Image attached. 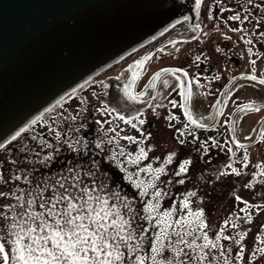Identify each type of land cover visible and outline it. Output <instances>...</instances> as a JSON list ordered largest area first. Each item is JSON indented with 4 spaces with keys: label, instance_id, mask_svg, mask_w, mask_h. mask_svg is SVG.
<instances>
[{
    "label": "snow or ice",
    "instance_id": "6c2138e0",
    "mask_svg": "<svg viewBox=\"0 0 264 264\" xmlns=\"http://www.w3.org/2000/svg\"><path fill=\"white\" fill-rule=\"evenodd\" d=\"M247 3L253 9L258 8L262 14L260 18L264 19V2L253 4L252 0H247ZM157 4L161 8L165 6L164 0H157ZM171 7L180 5L173 4ZM200 9L201 0H195L191 11L199 12ZM226 10L224 7L219 9L221 13ZM239 11L243 16L233 12L227 19L243 24L252 15L246 7ZM181 19L187 20L188 17L182 16ZM168 27L171 28L172 24ZM192 28L199 31L201 25L195 24ZM248 52L252 54L251 48ZM150 55L145 52L132 60L126 66L130 75L126 73V79L121 77L124 79L121 92L130 107L145 97L143 89L136 91L133 85L142 74L144 63ZM202 58L207 62L211 57L202 52L195 57V62L201 63ZM198 75L199 72L189 75L184 67H161L148 78V86L153 89L151 95L158 98L162 96L156 92L155 85L158 81L162 82L164 89L174 84L179 90V101L172 100L168 104L169 107L178 104L184 117L182 127L175 129L183 137L177 138L178 147L183 146L189 136L195 143L198 135L193 133L197 129L214 127L210 121L221 111L218 105L213 106L208 113L209 123H206L202 116H197L189 107L190 98L199 94L202 88L206 90L210 87L209 83L201 85L196 78ZM238 75L242 78L247 76L251 81H258L260 86H264V75H257L251 70L248 73L239 72ZM220 78L219 71L211 77L213 80ZM88 79L92 80L93 77ZM98 83L101 92H104V82ZM236 88L226 92L224 98L233 95ZM69 91L73 96L77 95L76 89ZM95 95L93 92V96ZM145 101L151 104L147 98ZM81 104L84 108H81L80 113L67 117L72 122L67 132L54 123L49 124L47 130L52 139H39L41 150L34 152V155L25 147L29 156L23 159V168L14 169L7 178L0 177L5 186L9 181L15 185L7 191H0V198L7 201L0 204V264H248L258 256L264 257V222L259 223L262 231L255 236V239L261 240V246L251 251H248L246 245L249 229L242 227L245 222L251 224L254 215L264 212V207L249 203L239 194L233 193V196L244 205L239 208L242 215L229 212L228 218L221 221V225H228L234 235H228L222 226L214 233L207 231L203 209L196 207L193 210L190 207V197L199 200L191 188L170 201L172 205H178V208L162 207L164 198L172 195L168 190L170 184L185 183L184 174L196 162L192 153L206 155L213 148H221L212 136H208L206 141H200L199 147H194L192 152L180 159L169 173L166 165L171 164L177 156L175 151H168L163 155V162H158L160 158L153 156L150 161L141 163L154 147L152 143H143L152 136L151 133L145 134L142 127L145 124L143 107L139 110L131 107L132 114L129 115L117 112L116 109L107 107L104 100H99L100 107L95 109L98 114L95 121L98 131L95 136H89L83 134L85 130L90 132L91 129L87 118L81 114L88 105L87 99H83ZM258 107L264 109V97L258 100L248 99L234 106L232 112ZM77 115H80L79 121ZM100 117H107L113 127L104 128L106 121ZM166 118L168 121L180 119L176 113L171 112ZM36 120L37 117H33L22 128L8 135L0 143V148L9 145L10 141L19 137ZM117 120L130 125L140 135L121 136V131L117 130ZM229 123L234 127V118ZM259 123L264 124V117ZM261 138L264 139V136ZM121 139L135 145V150L129 151L120 144ZM232 145L244 147L236 139L234 132L231 144L224 145L229 163L226 165L227 170L222 171L221 175L226 176L229 172L240 175L243 166L250 162L245 149L239 158L242 161L241 168L233 167L231 161L237 152ZM211 159L209 156V160ZM153 161L157 163L153 164ZM9 162L13 165L16 163L11 158ZM258 167L264 168V164H259ZM213 175L217 173L213 171ZM257 175L264 182V171L253 172L246 188L254 183ZM162 176H167V181ZM121 182H126L134 191H125L121 188Z\"/></svg>",
    "mask_w": 264,
    "mask_h": 264
},
{
    "label": "rangeland",
    "instance_id": "374dc122",
    "mask_svg": "<svg viewBox=\"0 0 264 264\" xmlns=\"http://www.w3.org/2000/svg\"><path fill=\"white\" fill-rule=\"evenodd\" d=\"M214 2H216L218 7H224L227 9L225 12L221 13L223 19H227V17L232 15L233 12H237L239 15L243 16V13L240 12L239 9L245 7L249 9L252 15L248 20L243 22L241 28L237 26L239 21L230 20L232 24L230 29H236V34L231 31L218 30L223 33L222 36L218 33H216V35H212L214 36L213 41H215L217 45H224L223 41H225L227 48L221 47L220 49H214L209 54L211 57L210 60L207 62H205L203 58L201 60L205 62L206 69L207 65L211 66V73L209 75L203 74L202 72L205 73L206 71V69H204L200 72L202 74L196 78L200 80L201 85L209 83L210 87L206 90L202 88L199 94H195L194 98H191L190 103L198 114L202 113V115L211 111L210 107L213 104L212 102L214 100L213 96L215 92L213 90V86L215 87L218 82H222L225 85H223L224 90L226 83L232 79L231 77L238 76L239 72L246 70L248 62L252 67L255 66L257 74L259 73L260 75H264V47H261V51L258 53V51L253 50L255 48L251 41V38L256 40L261 38V45L264 42V36H260V33H264V19L260 18L262 15L260 10L258 8L253 9L252 6L247 3V0H215ZM259 2H264V0H252L253 4ZM246 30H249L248 32L252 33L256 32L257 34L250 37L245 33ZM182 48H186V46ZM249 48H251V55L248 52ZM180 49L174 51L171 50L162 57L158 58V60H152L146 69L145 75H148L151 71L159 68L160 66L180 63L182 61L181 58L183 57L184 59L186 53L188 52V50L185 49L184 54H182ZM130 55L114 63L113 66L111 65L112 67L103 71L97 79L95 78L87 83L88 85L86 84L78 88L76 90V96L66 98L67 100L65 99L64 102H60L55 107L52 106L46 111V113L44 112L41 114L37 118L36 123L30 125L24 133L17 137L18 142L12 143L3 156L0 153V177L7 178L14 169L23 168L22 161L25 157L29 156V152L25 151V147L31 150V154L34 155V152L41 150V145L38 143L39 139H52L47 130L49 124L54 123L55 126L60 127L62 131L67 132L68 126L72 124L67 117L81 112V108H84V105L81 104L83 99H87L88 105L81 114L87 118L88 125L91 129L90 132L85 130L83 133L84 135L95 136L98 131V126L95 123L98 118V114L95 112V109L100 107L99 100H104L107 107L114 108L117 112L124 113L126 111V107H124L122 103L116 101H112L111 103L109 101V85L107 80L116 78L124 73V67L131 59ZM193 66L198 67L197 63ZM192 70L194 73V67H192ZM216 71H219L221 78L213 80L211 77ZM99 81H103L106 86L104 92H101V86L98 83ZM236 85H239V88H236ZM230 87L236 88V91L233 95L228 97V105L225 108V114L230 113L232 108L241 102L248 99L258 100L261 97H264V87L260 86L256 82H251L247 76L237 78L232 84H230L229 88ZM175 88L176 87L173 84L168 89H164L161 84L158 94H162V96L159 98L156 96L152 105L149 106V108H144L145 124L142 127L145 134L151 133L152 136L149 140L144 141L143 143H152L154 144V147L149 150L148 155L143 161H141V163L150 161L153 156L160 158L158 162H163V155L167 154L168 151H175L177 156L173 158V162L171 164L166 165L168 172L171 173L175 166L179 163V160L188 153L192 152L194 147L198 148L200 141H206L208 136H212L215 142L221 145L220 149L213 148L212 151L206 155L192 153L196 157V162L189 168V171L184 174L186 177L185 183L182 185L171 183L168 190L172 193V195L170 197H165L164 201H162V207L178 208V205H172L170 201L176 199L178 194L182 195L186 193L189 188H191L196 192L199 200H197L196 197H190L192 200L190 207H192L193 210L196 207L203 209V215L206 219V224H208L207 231L211 234V231H215L218 222L221 223V221L225 220L229 212L234 213L235 210L239 211V208L244 207L242 203L237 202L234 199L233 193L239 194L243 198L247 199L249 203L258 204L264 207V182L261 181L260 176L257 175L254 183L247 188L245 187L248 180L252 178L251 174L253 172L259 173L264 171V168L258 167L259 164H264V139L261 138L264 136V133L261 134L258 141L253 142L255 125L264 114V109H244L240 112V115L236 120L235 137L241 145L243 143V145L246 146L244 149L238 150L235 145H232L238 156L236 155V157L232 158L231 164L233 167H237L238 169L241 168L242 161L239 158L243 155L245 149L248 151L250 162L248 165L243 166V170L240 175H233L229 172L225 176L220 173L227 170L226 165L229 163L227 148L224 147L225 144H231V135H229V132H221L219 130L215 133L194 132L193 134L198 135V139L195 143H193L191 136H189L187 138V142L183 146H177V139L175 137H183H180L179 134L176 133L175 129L177 127H182L183 121L181 119L172 121L170 123L171 127H169L166 118L169 113L168 110H171L168 104L171 101L170 98ZM227 90L228 87L225 92ZM93 92L96 93L95 96H93ZM193 100L195 102H193ZM176 101H178V99ZM173 110L175 111L174 113L178 114L179 105L177 104L174 106ZM100 118H103L106 121L103 126L104 128L107 129L113 127V124L108 121L107 117ZM113 118L115 119V114H113ZM77 120H80V115H77ZM116 123L118 125L117 130L121 131V136L129 134L137 136L140 135V133L135 129H132L130 125H126L118 120ZM262 125L264 129V124ZM110 135H114V133H110ZM33 137H35V139H33ZM13 141H10L9 143ZM119 143L127 147L129 151L135 150V145L128 144L127 141H124L123 139H121ZM208 143L211 144V141H208ZM64 155H67V153H64ZM209 156L212 157L211 160H209ZM2 158L4 161L3 165L1 164ZM9 158H11V160H15L16 163L14 165L11 164L9 162ZM155 163H157V161H153V164ZM54 170L58 171V169ZM213 171H215L217 175L214 176ZM161 178L167 181V176H162ZM20 186L23 187L22 184ZM12 187H15L12 182L9 181L8 185L5 186L4 183L0 181V191H7L8 188ZM121 188L125 191H134V189H130V186H128L126 182H121ZM5 202H7L5 198H0V204ZM245 210L247 211V209ZM0 211H2V209H0ZM237 214L242 215V213ZM261 222H264V212H261L259 215H254V219L251 224L245 222L242 225V227L249 229L247 238L250 237L251 239H255L252 238L254 235V232L252 231H255V227L259 228V223ZM220 228L221 227H219V229ZM256 241L261 242V240L258 239ZM251 243L254 244L255 242ZM260 259V262L258 260L256 261V264H264V257ZM252 263L253 261L248 262V264Z\"/></svg>",
    "mask_w": 264,
    "mask_h": 264
},
{
    "label": "water",
    "instance_id": "95a60500",
    "mask_svg": "<svg viewBox=\"0 0 264 264\" xmlns=\"http://www.w3.org/2000/svg\"><path fill=\"white\" fill-rule=\"evenodd\" d=\"M182 1L0 0V143L165 30Z\"/></svg>",
    "mask_w": 264,
    "mask_h": 264
},
{
    "label": "flooded vegetation",
    "instance_id": "af4514ba",
    "mask_svg": "<svg viewBox=\"0 0 264 264\" xmlns=\"http://www.w3.org/2000/svg\"><path fill=\"white\" fill-rule=\"evenodd\" d=\"M215 0H201V9L199 12H193L191 11V7L192 5L195 3V0H190V2L187 0L186 2H180V7H176V18L174 19V21L171 23L172 27L160 32V35H154L151 36L149 39L143 41L141 44H139L137 47H135L134 49L136 50L135 52L131 51V59L129 61V63L132 62V60L137 59L140 55H142V53H144L147 49H149L150 47H155L156 45H158L159 43H163L164 41H170L171 39H174L171 43L169 42L167 45L163 46L160 50H157L155 52H153L150 55V58L145 62L144 64V68L142 70V74L137 78L135 84L133 85V88L136 91H140L141 89H143L144 93H145V97H142L140 100L136 101L134 105H132L131 107H135L137 110H139L140 107L143 108H149V106L152 105L153 101L156 99V96L151 95L152 93V87L148 86V78L150 77L151 73L153 71H156L157 69L151 71L148 75H145L146 69L148 68V65L150 64V62L152 60H158V58L162 57L163 55H165L166 53H168L171 50H177L180 49L181 53L184 54L185 49L188 50V52L186 53L185 58L183 59V57L181 58V62L178 64H174V65H163L160 66L161 67H184L186 71H188L189 75H194L197 72H201L204 69H206V64L204 61H201V63L197 64L198 67L193 66L196 62H195V57L197 55H200L202 52L209 55L214 49H220L221 47H225L227 48V46L225 45V41H223L224 45H217L215 43L214 40V36H212L213 34L216 35V33H218L220 36L222 32H219L218 30H225V31H231L232 33L236 34L235 31L231 30V22L228 19H223L222 18V14L219 11V9L221 7H218L216 2H214ZM208 9H210V11H208ZM182 16H187L188 19L187 20H183L181 19ZM209 16H212L211 19H209ZM195 24H200L201 25V29L199 31H194L192 28V25ZM237 26L239 28H241L242 24L240 22L237 23ZM228 28V29H226ZM234 29V28H233ZM209 31V32H208ZM249 30H246L245 33L248 36H255L254 34H257L256 32H248ZM211 34V35H210ZM260 36L263 37L264 33H260ZM261 38L259 39H253L251 38V41L254 45L253 49L254 51H258V53L261 51V47H264V42L261 45ZM186 46V48H182ZM127 63V65L129 64ZM205 64V65H204ZM126 65V66H127ZM124 67V73L119 75L116 78L113 79H109L107 80V83L109 85V89H108V97H109V101L112 103L113 102H119L122 103V105L124 107H126V111L124 113H129L132 114L131 112V107L128 105V102L124 99L122 92H121V88L123 86L124 83V79H121V77H124L126 79L125 74L128 73V69L127 67ZM192 67H194L195 71L193 73ZM254 71L255 74H257V70L255 69V66H251L250 63L248 62V65L246 67V70L243 71L245 73H248L249 71ZM203 74H210L211 73V66L207 65V69L204 72H202ZM200 73V74H202ZM130 75V73H128ZM257 75H260L259 73ZM199 76V75H198ZM226 82V81H225ZM162 84V82L158 81L157 84L155 85L156 87V92L158 93L160 85ZM223 83L222 82H218L216 84V86H213V90L214 92V100H213V104L210 107V110L212 111L213 106H216L217 104V100L220 94V91L223 88ZM225 86V85H224ZM264 87V86H263ZM233 88L232 87H228V90L226 92L231 91ZM225 97V96H224ZM145 98H147L148 100L151 101V104L146 103ZM177 100L179 101L180 97H179V90L177 88H175L174 92L172 93V96L170 98V100ZM191 98L189 100V107L194 111V113L197 116H202L204 121L206 123H209V117H208V113L202 115V113L198 114V112L191 106ZM245 102V101H244ZM228 103V97L225 99L223 98V108L222 111L219 112V114H216L210 121V123L216 121V125L214 127H210V128H203V129H197L196 132H208V133H215L217 132V130L221 131V132H229L231 131V123H229L230 121V117H231V113L225 114V108L227 107ZM171 110H168V112L170 113H174L175 111L173 110L174 107H170ZM180 119L184 122V117H183V113L181 111V109L179 108V113L177 114ZM240 113L237 114L234 117V130L235 129V125H236V120L239 117ZM264 116V114L262 115V117ZM177 121V120H175ZM172 121H168L167 120V124H170ZM256 126V125H255ZM262 129H263V125L261 128V132H260V137L262 134ZM176 139L178 138L177 136L175 137ZM230 138V137H229Z\"/></svg>",
    "mask_w": 264,
    "mask_h": 264
},
{
    "label": "trees",
    "instance_id": "16d2710c",
    "mask_svg": "<svg viewBox=\"0 0 264 264\" xmlns=\"http://www.w3.org/2000/svg\"><path fill=\"white\" fill-rule=\"evenodd\" d=\"M14 142H18V138H16L13 142H11V143H9V145H7L5 148H3L1 151H0V153L2 154V156L6 153V150H8V148H9V146L12 144V143H14ZM3 158H2V162H1V164L3 165ZM235 214H237V213H239V212H234ZM228 218V216L226 217V219ZM208 224H206V226H207ZM222 225H221V223H219L218 222V224L216 225V228H215V231L216 230H219V227H221ZM223 228H224V230L225 231H231V234L232 235H234V232H233V230L228 226V225H225V226H222ZM254 230L255 231H252V232H254V235H253V237L252 238H255V236L257 235V233H260L262 230L261 229H259L258 227H255L254 228ZM214 231V232H215ZM214 232H212L211 231V233H214ZM257 239H251L250 237L249 238H247V246H248V251H251L253 248H259L260 246H261V242H259V241H256ZM255 242L254 244H252L251 242ZM260 258H262V257H260V256H258L257 258H256V260L255 261H253V263L252 264H256V261H258ZM261 260V259H260ZM260 260H259V262H260ZM258 264V263H257Z\"/></svg>",
    "mask_w": 264,
    "mask_h": 264
},
{
    "label": "bare ground",
    "instance_id": "6f19581e",
    "mask_svg": "<svg viewBox=\"0 0 264 264\" xmlns=\"http://www.w3.org/2000/svg\"><path fill=\"white\" fill-rule=\"evenodd\" d=\"M187 0H185L184 2H186ZM190 2V0H188ZM174 18H176V16H174Z\"/></svg>",
    "mask_w": 264,
    "mask_h": 264
}]
</instances>
